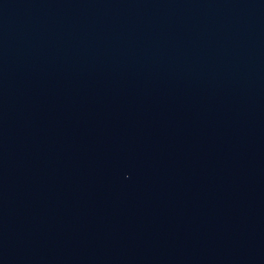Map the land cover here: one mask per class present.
I'll return each instance as SVG.
<instances>
[{"label": "water", "instance_id": "1", "mask_svg": "<svg viewBox=\"0 0 264 264\" xmlns=\"http://www.w3.org/2000/svg\"><path fill=\"white\" fill-rule=\"evenodd\" d=\"M0 264H264V0H0Z\"/></svg>", "mask_w": 264, "mask_h": 264}]
</instances>
